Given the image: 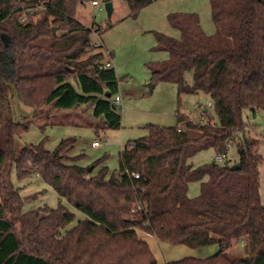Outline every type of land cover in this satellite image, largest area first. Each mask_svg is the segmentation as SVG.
Instances as JSON below:
<instances>
[{"label": "trees", "instance_id": "16d2710c", "mask_svg": "<svg viewBox=\"0 0 264 264\" xmlns=\"http://www.w3.org/2000/svg\"><path fill=\"white\" fill-rule=\"evenodd\" d=\"M123 1L135 18L155 0ZM79 2L0 0V131H6L0 147V264H159L137 229L163 244L217 248L208 257L164 264H264L260 141L242 133L243 113L264 111V0H210L213 35L203 30L197 13L168 15L180 38L155 33V49L169 54L149 64L152 82L175 84L179 97L207 94L218 122H193L178 113L175 126L149 124L147 136L123 146L119 174L110 173L105 158L80 165L75 137L61 139L52 151L43 143L19 150L14 144L15 135L40 118L63 125L54 121L53 109L89 106L90 118L75 125L91 127L97 136L121 127L112 102L119 92L116 69L106 67L102 45H94L92 29L76 19ZM11 85L35 109L33 120H12ZM231 144L241 165L236 170L227 162H189L209 149L226 157ZM13 164L19 178L39 174L84 219L66 230L75 214L62 204L24 212L11 180ZM194 181L201 192L191 197ZM139 202L146 209L133 211ZM241 241L244 250L235 256L231 250Z\"/></svg>", "mask_w": 264, "mask_h": 264}, {"label": "rangeland", "instance_id": "374dc122", "mask_svg": "<svg viewBox=\"0 0 264 264\" xmlns=\"http://www.w3.org/2000/svg\"><path fill=\"white\" fill-rule=\"evenodd\" d=\"M111 3L113 13L108 17L105 8L106 3L103 0H98L96 6L90 0H80L77 6V19L92 29L94 45L101 44L103 46L104 44L108 53H106V62L110 60L116 68L119 78L118 93L121 97L117 110L122 115L121 127L119 129H107L97 136L93 128L75 125L83 123L86 118H90L89 106L83 108L85 106L82 105L74 111L53 109L51 112L57 114L54 121L62 122L63 125H46V118L33 121L29 128L15 135L16 149L19 150L24 145L43 143L46 149L52 151L61 139L75 137L77 140L73 154L82 155L80 165L88 167L96 160L105 158V165L110 173L119 174L120 151L130 140L147 136L150 132L149 124L175 126L178 124V113L183 114L193 122H218L213 106L209 107L208 105L211 100L207 94L185 93L179 97L175 84L152 82V74L148 67L150 63L163 62L169 54L155 49L156 32L177 39L180 38V32L169 24L168 15L170 13H197L200 22H202L203 30L208 35H213L216 32L215 23L212 20L210 0H155L151 6L144 8L135 18L129 16L128 5L123 0H111ZM187 79L188 83L192 84V73L188 74ZM151 83L154 84L153 89L149 87ZM18 96L17 89L11 85L9 87V101L12 120L16 123L33 120L35 109L22 103ZM44 108L49 109L48 106ZM203 109H206V116L202 115ZM243 120L246 126L242 133L249 138H256L260 141L259 190L264 204V111H259L256 115H251L249 111H245ZM5 132V128L0 131V147H3ZM95 140L99 141L101 146H94L93 141ZM216 158L214 150L209 149L196 154L189 162L194 167L209 164L212 161L219 164L227 162L233 165L239 162L236 145L231 144L229 146L224 160L219 161ZM11 180L24 199L22 207L24 212L36 210L45 205L55 209L62 204L75 214V220L66 227V230L72 229L78 224V221L84 219V215L67 200L60 199L57 192L39 174L33 173L26 178H19L16 165L13 164ZM200 192V182L194 181L189 184L188 194L191 197L198 196ZM137 233L139 238L148 242L159 263H165L168 258L179 259L183 256L177 250L184 248L179 247L184 245L166 247L160 245L154 236L142 229H137ZM213 249H215L214 246H209L194 248L193 250L200 257H206L205 255L215 253L211 252ZM243 250V247H234L231 253L240 256Z\"/></svg>", "mask_w": 264, "mask_h": 264}, {"label": "built area", "instance_id": "2783aa9c", "mask_svg": "<svg viewBox=\"0 0 264 264\" xmlns=\"http://www.w3.org/2000/svg\"><path fill=\"white\" fill-rule=\"evenodd\" d=\"M92 3H93V5H98V2L97 1H92ZM26 17L27 16H24L23 18H22V21L24 22V21H26ZM106 67H112V64H111V61L109 60V61H107V63H106ZM112 102L116 105V106H118L119 104H120V102H121V97H120V95L117 93L113 98H112ZM209 107H212V103L210 102L209 104ZM181 129V127H179L178 128V130H180ZM101 143L99 142V141H94L93 142V145L94 146H101L100 145ZM225 157L224 156H220V157H217L216 158V160H219V161H221V160H223ZM132 175L135 177V178H138L139 177V174H137V173H132ZM146 209V205L145 204H143V203H137L136 205H135V207H134V210L133 211H144ZM240 245H242V246H244L245 245V242L244 241H241L240 243H239Z\"/></svg>", "mask_w": 264, "mask_h": 264}, {"label": "crops", "instance_id": "0c3cea01", "mask_svg": "<svg viewBox=\"0 0 264 264\" xmlns=\"http://www.w3.org/2000/svg\"><path fill=\"white\" fill-rule=\"evenodd\" d=\"M76 19H77V15H76ZM78 20V19H77ZM84 25V24H83ZM87 27V26H86ZM103 44V43H102ZM99 45H101V44H99ZM102 49L104 50V52H105V55H106V53H107V49H106V47L104 46V44H103V46H102ZM108 54V53H107ZM110 54V53H109ZM112 55V54H111ZM111 64H112V66H113V63L111 62ZM114 67V66H113ZM115 68V67H114ZM116 69V68H115ZM119 94V93H118ZM96 141V140H95ZM94 142V141H93ZM226 158V157H225ZM224 158V159H225ZM223 159V160H224ZM190 196V195H189ZM158 241V240H157ZM158 243L160 244V245H165L166 247H172V246H169L168 244H163V243H160L159 241H158ZM175 247V246H174ZM178 247V246H177ZM179 247H184V248H179V250H177V251H180L182 254H183V256L181 257V258H184V257H189V256H194V257H200V255H198V253L195 251V250H193L192 248H189V247H187V246H179ZM186 247V248H185ZM236 247H242V245H238V246H236ZM171 249V248H170ZM178 249V248H177ZM216 250H217V248L215 247V249H213L211 252H216ZM206 257H208V256H210V255H205ZM178 258V257H177ZM181 258H179V259H181ZM201 258H204V257H201ZM179 259H176V258H174V259H171V258H168V259H166V262L165 263H167V262H171V261H175V260H179ZM159 263V262H158ZM159 264H162V263H159ZM164 264V263H163Z\"/></svg>", "mask_w": 264, "mask_h": 264}, {"label": "water", "instance_id": "95a60500", "mask_svg": "<svg viewBox=\"0 0 264 264\" xmlns=\"http://www.w3.org/2000/svg\"><path fill=\"white\" fill-rule=\"evenodd\" d=\"M105 8H106L108 17H110L113 13V6H112L111 1L106 2ZM53 30L55 31V29H53ZM149 87H150V89H153L154 84L153 83L149 84ZM108 97H110V95H108ZM240 166H241L240 163L237 162L231 166V169L236 170V169L240 168ZM246 259H247V257H245L243 260H246Z\"/></svg>", "mask_w": 264, "mask_h": 264}]
</instances>
